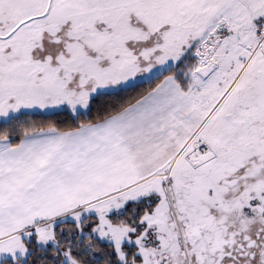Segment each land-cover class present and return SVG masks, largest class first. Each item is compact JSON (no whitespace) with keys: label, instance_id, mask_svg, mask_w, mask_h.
I'll return each instance as SVG.
<instances>
[{"label":"snow or ice","instance_id":"snow-or-ice-1","mask_svg":"<svg viewBox=\"0 0 264 264\" xmlns=\"http://www.w3.org/2000/svg\"><path fill=\"white\" fill-rule=\"evenodd\" d=\"M0 264H264V0H0Z\"/></svg>","mask_w":264,"mask_h":264}]
</instances>
